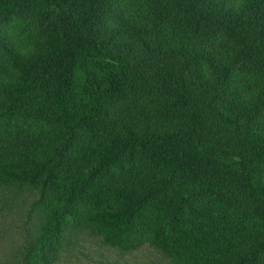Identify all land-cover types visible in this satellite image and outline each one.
I'll return each instance as SVG.
<instances>
[{"label":"trees","instance_id":"16d2710c","mask_svg":"<svg viewBox=\"0 0 264 264\" xmlns=\"http://www.w3.org/2000/svg\"><path fill=\"white\" fill-rule=\"evenodd\" d=\"M0 182L52 208L42 251L72 218L264 264V0H0Z\"/></svg>","mask_w":264,"mask_h":264},{"label":"rangeland","instance_id":"374dc122","mask_svg":"<svg viewBox=\"0 0 264 264\" xmlns=\"http://www.w3.org/2000/svg\"><path fill=\"white\" fill-rule=\"evenodd\" d=\"M44 205L38 188L0 182V264H172L151 242H121L93 220L78 224L69 218L62 234L39 250L53 213Z\"/></svg>","mask_w":264,"mask_h":264}]
</instances>
